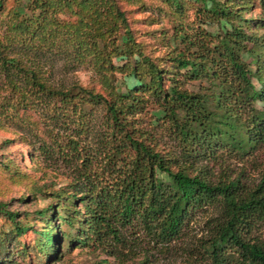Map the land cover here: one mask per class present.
Wrapping results in <instances>:
<instances>
[{
  "label": "trees",
  "instance_id": "obj_1",
  "mask_svg": "<svg viewBox=\"0 0 264 264\" xmlns=\"http://www.w3.org/2000/svg\"><path fill=\"white\" fill-rule=\"evenodd\" d=\"M171 1L180 7L181 0ZM190 1L202 3L201 20L206 17L217 24L213 31L200 29L197 37L191 32L179 33L177 38L183 47L174 50L172 59L187 79L209 80L212 89L208 94L179 88L175 78H167L170 82L164 86L161 69L148 57L140 58L135 52L132 32L117 0H17L6 18L0 0V71L14 87L18 73L21 77L25 75L24 81L30 87L21 91L19 98L3 96L0 117L17 121L19 118L13 112L16 101L23 107L40 109L39 115L46 122L49 116L37 98L59 97L67 104L75 91V88L47 85L39 69L21 65L15 56L7 53L9 48L37 39L42 47H47L49 42L58 49L64 47L74 53L73 59L83 58L86 51L96 64L102 63L96 66V71L101 82L110 87L109 98L82 86H78L75 94L82 92L79 100L106 107V126L113 147L100 160L83 155L66 186L67 199L78 200L79 209L82 208V229L77 242L123 262L135 254L128 249L129 239L141 234L155 246L170 247L184 238L186 226L198 212L212 208L216 215L205 222L208 234L190 249L188 262L264 264V167L254 188L243 187L238 177L225 175L211 180L201 171L192 172L191 165H179L176 157L166 158L151 143L136 136L134 127H128V117L143 106V94L148 92L158 98L154 115L168 120L170 131L180 141L187 160L215 157L221 149L241 159H248L258 150L264 152V69H260L264 60L258 72L250 70L245 61L247 57L260 58L264 36L247 32L242 26L247 20L230 9L226 1ZM258 2L264 25V0ZM57 8L71 10L76 20L60 28L53 16ZM232 14L235 21L230 19ZM61 32L66 34V40L60 37ZM110 53L122 62L111 61ZM28 71L30 76L25 74ZM115 71L121 73L119 80L134 78L139 87L118 90L117 80L110 77ZM75 107L72 104L70 109L82 116ZM47 109L49 113L51 108ZM71 149L78 151L74 146ZM4 207L0 203V211ZM4 213L15 223L17 233L27 230L16 223L14 213L6 210ZM38 213L46 220L58 217V226L61 222L73 226L71 218L53 210V206ZM56 226L38 231L39 245L45 251L51 243L57 245ZM125 251L130 253L123 258L127 256Z\"/></svg>",
  "mask_w": 264,
  "mask_h": 264
},
{
  "label": "rangeland",
  "instance_id": "obj_2",
  "mask_svg": "<svg viewBox=\"0 0 264 264\" xmlns=\"http://www.w3.org/2000/svg\"><path fill=\"white\" fill-rule=\"evenodd\" d=\"M2 1L3 17L6 18V13L17 4V0ZM216 1H226L230 9L241 14L247 20L242 22L247 32L264 36L263 14L258 0ZM117 2L125 12L128 28L135 42L134 48L137 47L135 52L140 54V58L148 57L161 69L164 86L170 82L167 78H175L179 88L202 94L210 92L212 85L209 80L187 79L183 70H177L172 59L174 50L183 47L182 41L177 38L179 33L191 32L197 37L200 29L213 31L217 24L206 17L204 20L200 19L203 15L200 1L181 0L179 8L171 0ZM207 5L210 6L211 2L208 1ZM53 16L60 28L63 24L76 20L74 13L67 8H57ZM233 16L234 14L230 19L235 21ZM65 35L61 32L60 37L66 40ZM53 40L58 42V39ZM63 49L64 47L56 48L50 42L47 47H42L36 39L27 40L24 45H14L7 52L15 56L21 65L34 68L32 70L39 69L42 72L41 78L47 85L60 89L75 88V91L67 104L59 97L40 95V99L37 98V101L41 100L38 103L43 106L42 109L46 108L49 116L46 122L39 115L40 109H34L30 105L26 108L16 101L13 112L19 119L15 121L0 117V203L5 204L0 211V264H191L188 262L189 251L200 238L208 234L205 222L216 215L212 208L207 212H198L186 226L184 238L171 243L170 247L155 246L141 234L129 239L128 249L135 254L127 259L130 251H125L127 256H122L126 258L123 262L107 252L77 242L82 229V208L79 209L78 200L72 197L67 199L69 195L66 194V186L71 182L83 155L100 160L104 152L112 149L113 142L110 129L106 126V107L103 104L79 100L82 92L75 93L78 86H82L109 98L110 87L101 82V76L96 71V66L100 67L102 63L96 64L86 51L83 58L73 59L74 53L64 49L63 54ZM259 54L258 60L245 58L248 68L253 72H258L257 69L264 60V50ZM109 55L111 61L122 62L112 53ZM105 69L103 71L108 73ZM18 74L14 87L5 80L0 71V99L3 96L19 98L21 91L30 90L24 81L25 75L21 77ZM25 74L30 76L29 71ZM110 77L117 80L116 87L120 91H124L127 86H138L134 78L119 80L121 73L116 71ZM251 79L259 87L257 80L253 77ZM31 90L34 91L32 88ZM138 91L142 94V90ZM143 97V106L128 117V127H134L135 135L151 143L154 150L161 152L166 158H178L179 165H191L192 172L201 171L211 180L227 175L240 178L245 188H254L259 183L264 167L262 150H258L248 159H241L221 149L213 155L215 157L191 158L189 161L182 154L180 141L170 131L168 120L157 119V115H154L159 106L158 98L148 92ZM28 98L31 99V95ZM72 104L81 110L82 116L78 111L73 113L70 109ZM48 105L51 108L49 113ZM257 106L260 107L261 104L257 103ZM72 146L78 151L71 149ZM195 149L198 156H201V151L196 147ZM176 168L173 166V169ZM48 206H53V210L57 209L60 214L70 217L73 226L66 222H61L58 226V217L51 220L41 217L38 211ZM5 210L14 213L16 223L27 227V230L17 233L14 229L15 223L9 220ZM54 225H57L55 230L58 233V246L53 242L45 251L39 245L38 231Z\"/></svg>",
  "mask_w": 264,
  "mask_h": 264
}]
</instances>
